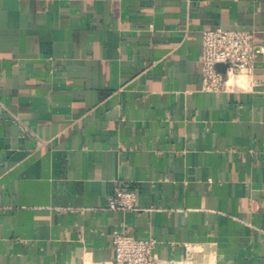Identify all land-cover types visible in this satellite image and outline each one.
I'll use <instances>...</instances> for the list:
<instances>
[{"label":"crops","instance_id":"1","mask_svg":"<svg viewBox=\"0 0 264 264\" xmlns=\"http://www.w3.org/2000/svg\"><path fill=\"white\" fill-rule=\"evenodd\" d=\"M212 29L253 34L247 87L202 91ZM116 234L264 264V0H0V264H112Z\"/></svg>","mask_w":264,"mask_h":264},{"label":"built area","instance_id":"2","mask_svg":"<svg viewBox=\"0 0 264 264\" xmlns=\"http://www.w3.org/2000/svg\"><path fill=\"white\" fill-rule=\"evenodd\" d=\"M257 48L253 34L247 31L205 30L201 33L200 76L205 93L219 94L243 89L249 85ZM223 68L222 71L217 69ZM136 195L116 190L107 202L112 211H133ZM152 239L139 240L132 236L114 235L112 264H155Z\"/></svg>","mask_w":264,"mask_h":264},{"label":"water","instance_id":"3","mask_svg":"<svg viewBox=\"0 0 264 264\" xmlns=\"http://www.w3.org/2000/svg\"><path fill=\"white\" fill-rule=\"evenodd\" d=\"M217 69H218L219 71H222V70H223V68H222L221 66H218Z\"/></svg>","mask_w":264,"mask_h":264}]
</instances>
